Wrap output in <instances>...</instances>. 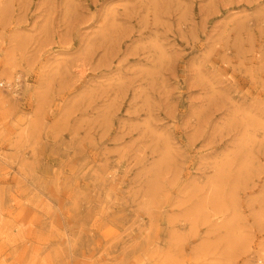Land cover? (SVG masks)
I'll use <instances>...</instances> for the list:
<instances>
[{"label":"rangeland","instance_id":"374dc122","mask_svg":"<svg viewBox=\"0 0 264 264\" xmlns=\"http://www.w3.org/2000/svg\"><path fill=\"white\" fill-rule=\"evenodd\" d=\"M15 79L0 264L264 259V0H0Z\"/></svg>","mask_w":264,"mask_h":264},{"label":"built area","instance_id":"2783aa9c","mask_svg":"<svg viewBox=\"0 0 264 264\" xmlns=\"http://www.w3.org/2000/svg\"><path fill=\"white\" fill-rule=\"evenodd\" d=\"M14 82L18 83L17 80L14 81ZM14 85H15V83L8 82L6 80L0 81V87H3L5 89H7V88H9V89H15V88L18 87V85L16 87H14ZM254 264H264V259H261V258L258 259V258H256L255 261H254Z\"/></svg>","mask_w":264,"mask_h":264},{"label":"bare ground","instance_id":"6f19581e","mask_svg":"<svg viewBox=\"0 0 264 264\" xmlns=\"http://www.w3.org/2000/svg\"><path fill=\"white\" fill-rule=\"evenodd\" d=\"M15 81H16V79H15ZM17 85H18V83H16V82H15V85H14V87H16ZM15 91H16V90H15Z\"/></svg>","mask_w":264,"mask_h":264}]
</instances>
